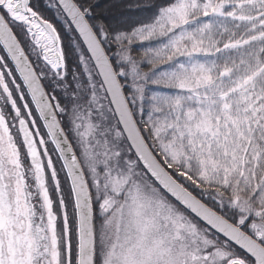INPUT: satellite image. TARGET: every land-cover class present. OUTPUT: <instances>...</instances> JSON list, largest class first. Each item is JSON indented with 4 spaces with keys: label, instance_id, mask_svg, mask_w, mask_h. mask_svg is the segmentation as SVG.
Listing matches in <instances>:
<instances>
[{
    "label": "snow or ice",
    "instance_id": "6c2138e0",
    "mask_svg": "<svg viewBox=\"0 0 264 264\" xmlns=\"http://www.w3.org/2000/svg\"><path fill=\"white\" fill-rule=\"evenodd\" d=\"M0 264H264V0H0Z\"/></svg>",
    "mask_w": 264,
    "mask_h": 264
}]
</instances>
